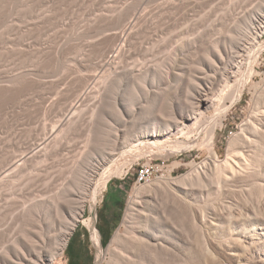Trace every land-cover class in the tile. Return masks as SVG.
Segmentation results:
<instances>
[{"label": "rangeland", "instance_id": "obj_1", "mask_svg": "<svg viewBox=\"0 0 264 264\" xmlns=\"http://www.w3.org/2000/svg\"><path fill=\"white\" fill-rule=\"evenodd\" d=\"M138 1L140 0H0V172L9 166L11 161L24 156V153L29 156L31 154L29 150L32 146L34 148L36 144L40 143L42 141L40 139L49 138L48 146L43 143V146L40 145L41 147L37 148H42L39 155L43 153V157L41 155L40 157L45 158L42 160L38 156L37 158L42 161L38 159L39 162H37V159H34L36 157H32V161L30 159L26 162L27 169H25L26 167L22 169L25 174L19 171L17 175H21H16V179L11 180V184L8 183L7 186L5 184L0 187L4 189H0V229L16 236L20 231L17 213L22 205L29 202V198L47 197L45 193L46 195L51 193V196H48L52 197L55 195L52 192L63 189L67 192L60 190V193L63 191V194H68L65 196V198L67 197L66 204L69 201L71 203L72 198L77 196V199L84 205L83 215L74 229L85 226L86 223L83 220L89 219L98 230L99 223H101L99 206L105 190L102 186L103 182L105 185H113L118 181H125L127 192L123 199V206L120 207V211L116 212L107 244L105 246L101 244L97 249H94L89 241L88 248L92 260L90 264H107L109 261L110 253L107 247L114 233L118 229H123L122 223L132 198L135 199L138 209L144 207V210L156 215L163 210V207L170 205L171 201L180 202L179 196L181 195L187 203L183 220L186 228L191 227L193 217L197 218L198 215L202 214L205 221L209 222L215 213L221 212L227 215L230 211L235 212L237 208L239 186L236 183L225 186L221 181L219 187L212 178L215 162L211 159L210 151L205 145L209 138L207 133L197 136V141L193 140L189 145L184 143L180 147L173 145L172 141H164L162 144L151 146L145 143L144 146V144H139L136 139V137H140L141 127L138 125L134 127L133 121H128L124 128L116 125L120 131L118 139L115 138L112 143L109 142L112 130L107 122L111 123L116 119L109 115L111 113L110 105L106 103V110L104 108L103 111L105 113L102 112L105 120L102 115H92L95 99L87 97L75 115V117L77 116L76 124L64 131L62 135L60 134L61 136L58 135V138L52 134L53 127L69 112L71 103L75 101V96L86 87V84L81 85L83 77L87 79L91 77L95 73L94 65L104 60V56L100 55L99 51L106 45V42L102 38L99 42L91 38L95 28L108 18L112 11L125 4ZM145 2L153 9L154 13L152 18L144 24L145 37L140 35L128 49L125 59V63L128 64H137L150 58L149 52L144 51L145 47L154 43L155 39L160 40V37L164 39L157 41L151 53L160 58L176 53L175 61L182 66L197 68L202 60H206L207 52L215 48L213 45L215 41H218L219 48L222 49L223 46H226L229 52L234 54L235 49L227 43L225 44L222 39L218 40V36L222 35L223 38L228 33L225 29L231 26L229 20L221 19L222 16L227 13V9L232 13L235 12L234 14H247L258 10V8L264 10V0H145ZM261 22L264 24V12ZM197 34L198 38L193 46L183 48L179 46V41L190 39ZM227 36L229 35L227 34ZM259 39L255 47H251V49L250 43L244 42V47H241L236 54L237 60L241 62L237 78L242 83L243 93L234 105L231 106L228 102L226 107L229 106V109L226 115L215 127L217 162L225 160L229 141L241 131L240 125L255 114L259 108L264 110L262 108L264 102H259L256 99V90L252 85L261 84L264 79V34ZM251 62L252 69L250 68V70H254L255 73L245 85L244 78H247ZM90 81L91 79L88 83ZM170 82L174 81L170 79ZM187 83L188 81L183 86L186 87ZM234 85L237 88V84ZM135 86L134 89L126 83L115 85V88L111 89V93L110 91L107 93V97L111 99L113 96H117L120 101H135L137 99V107L145 104L150 112L152 111L153 116H156L154 111L156 112L157 109L161 111L162 107L158 108L159 104L153 102L151 97H145L141 86ZM185 90L186 88L175 92L173 87L169 97L183 98ZM113 91L114 93H112ZM262 98L264 101V92ZM138 120L142 121L143 117L138 116ZM94 124H100L99 129L97 125L92 127ZM121 129L129 132L128 138H124L125 135ZM50 136L54 138L52 139ZM178 136L179 134L172 137ZM92 138L99 139H95L98 142L94 141L97 144H93L92 140L94 139ZM139 139L147 142L142 137ZM88 140L89 143L93 142L90 143L92 147L87 143ZM61 144L62 146H60ZM87 145L91 149L89 151L93 150V153H98L97 159L101 163L98 165L99 168L94 170L96 173L92 172L89 176V183L85 181L86 179L83 180L84 182L79 181L77 177L79 173L75 172L74 174L70 168L75 162L86 157ZM97 145L100 150L101 148L104 150L103 156L102 151L97 149ZM45 148L51 152L48 153ZM83 150H86L84 151L86 154ZM46 152L49 156L45 155ZM56 152L58 153L56 154ZM33 161L44 162L38 164L39 167ZM31 162L32 165H30ZM145 162L153 163L154 177L148 183L134 184L136 169L138 165ZM189 172L200 174L202 181L189 185L182 183L173 186L171 190H168L164 184H156L154 187L150 185L155 181H162L168 174L173 178H178ZM22 173L23 177H21ZM70 173H72L71 176ZM18 177L22 180L16 181ZM76 179L83 184L78 183ZM79 190L82 192H78ZM85 190L87 194L84 193ZM93 191H98L95 202L91 200ZM248 192V201L251 205L258 207L261 202L264 203V190L258 185H251ZM78 193L81 197L77 195ZM40 194L42 195L40 196ZM85 194L88 197H85ZM61 198H64V195ZM53 216L56 221L53 220L55 223L51 233L55 232L54 235H56L59 232L57 228L60 226L61 218ZM232 221L235 225L233 219ZM91 237L93 238V234ZM44 246L47 250L49 249L47 241ZM65 249L60 257H56V260L49 264H65ZM192 250L189 264H202L203 256L195 244ZM44 254L45 251L42 252V255ZM216 258L210 264H231L225 258Z\"/></svg>", "mask_w": 264, "mask_h": 264}, {"label": "bare ground", "instance_id": "obj_2", "mask_svg": "<svg viewBox=\"0 0 264 264\" xmlns=\"http://www.w3.org/2000/svg\"><path fill=\"white\" fill-rule=\"evenodd\" d=\"M146 2L140 0L136 3L121 6L119 9L112 11V14L108 18H104L105 20L95 28L91 38L96 39L98 42L102 38L106 42L104 47H101L100 43L101 50L99 51L100 55L104 56V60L94 65L95 73L91 77L88 79L83 77L81 85L86 84V87L80 94L75 96V101L72 102L73 104L71 103L69 112L64 116L65 118L53 127L52 134L55 137L62 135L64 131L76 124L77 116L75 117V115L78 113L81 103L87 97L95 99L92 115H102L103 117L106 103L110 105L111 109L109 110H111V113L109 115L114 116L116 119L114 122H107L112 130L110 131L112 132L111 141H109L112 143L115 138L118 139V132L120 131L116 125L124 128L128 121H133L132 125L134 127L136 125L141 127L140 137L147 140V142L139 139L140 137H136V139L139 144H144V146L145 143L151 146L162 144L164 141H172L173 145L180 147L184 143L189 145L193 140L197 141V136L207 133L209 138L205 145L210 151L211 159L215 162L212 178L216 185H219L221 181L225 186L236 183L239 186V196L235 212L230 211L227 215L217 212L209 222L205 221L202 214L198 215L197 218L193 217L192 219V228L184 226L185 204L187 203L181 195L179 196L180 202L171 201L170 205L163 207V210L156 215L144 210V207L138 209L135 199L132 198L122 223L123 229H118L114 233L109 248L107 247L110 253L107 264H189L194 244L203 256L202 264L213 263V260L217 259L216 257L225 258L231 264H264V203L261 202L258 207H254L248 201V190L251 185H258L264 190V110L259 108L255 114L240 125L241 131L229 141L227 156L221 162L216 161L217 152L214 135L215 127L223 120L229 109V106L226 107L228 102L231 106L234 105L243 93L242 83L237 78V71L241 67V62L237 60L236 54H238L241 47H244L245 43H250V49L255 47L257 41L260 40L259 38L263 36L264 24H262L261 18L264 10L258 8V10L247 14H234L235 12L232 13L231 10L227 9V13L225 12L226 14L222 16L221 19L229 20L231 26L225 29L229 36L225 34L222 38V35H219L218 40L222 39L225 44L227 43L235 49L234 54L230 53L226 46H223L222 49L219 48L218 41H215L213 44L215 48L207 52L206 60H202L197 68L182 66L175 61L176 53L161 58L151 53L157 41L164 39L160 37V40L155 39L153 40L154 43L152 42L150 46L145 47L144 51L149 52L150 58L137 64H128L125 63L128 49L140 35L145 37L144 24L152 18L154 13ZM197 38L198 34L190 39L181 40L178 44L181 48L191 47L196 43ZM250 64L247 78H244L245 85L255 73L254 70H250L252 62ZM90 79L91 81L88 83ZM170 79L174 82L171 83ZM187 81L188 83L184 87L183 85ZM123 83L134 89L136 88L135 85L141 86V90L145 93L144 96L151 97L153 102L159 104L158 108L162 107V110L159 111L156 108V112L154 111L156 116H153L147 105L142 104L137 107V99L135 101H120L117 96L112 95L111 99L107 97V93L109 91L111 93V89L115 88V85L119 86ZM234 84H237V88ZM263 84L264 79L261 84H252L255 87L256 99L259 102H264L262 101ZM173 87L175 92L186 88L185 97H169ZM262 108L264 109V106ZM158 111L159 114H157ZM138 116L143 117V120L137 121ZM103 118L105 119V117ZM97 119L100 123L99 118ZM96 125L99 129L100 124H94L92 127ZM121 130L125 135L124 138H128L129 132ZM177 134H179L178 137H172ZM48 139V137H44L40 139L42 141L36 144L34 148L32 146L29 150V153H31L28 154L29 156L24 153V156L11 161L10 165L0 172V187L5 184L7 186L8 183L11 184V180H15L17 176L21 175H17L18 172L26 167V162L32 157H36L34 159H37V162L42 161L45 158L42 159L41 154L39 155L42 148H37L40 145L43 146V143L47 145ZM92 139H94L93 142L99 140L98 138ZM92 141L90 143H93ZM95 142L93 144H97ZM87 143H89V140ZM87 147L86 157L81 158L83 152L86 151L83 150L81 156L78 154L81 160L75 162L70 168H72L71 172L74 174L75 172L79 173V176L75 175L79 181L84 182L83 180L86 179L85 181L89 183V176L96 171L101 163L97 159L98 153H93V150L89 151L90 148L88 145ZM97 147L95 146V148ZM99 148L97 149L102 151L103 156L104 150ZM45 151L49 153L50 150L46 149ZM84 154L86 153L84 152ZM45 155L49 156L47 152ZM38 156L42 160L37 158ZM36 161L33 162L37 165L44 162L37 163ZM35 163L34 165H36ZM30 165H32V162ZM68 171L70 170L68 169ZM23 173L21 177H23ZM71 175L72 173H70ZM18 178L16 181L22 180ZM78 180L76 179L77 182ZM48 181L50 182V180ZM201 181L202 176L200 174L189 172L178 178H173L168 174L162 181H155L150 185L154 187L156 184H164L168 190H171L173 186L182 183L189 185ZM81 182L78 183L82 185ZM103 183L105 185V182ZM104 185L102 184L105 188L106 185ZM63 186L65 187V185ZM48 187H45V189H48ZM60 190L63 189H59V193L57 191L52 192V194H55L52 197H50L51 193L48 194L50 196L45 193V196L50 198H29V202L22 205L17 213L20 218H18L20 229L18 233L20 234L17 233L14 237L13 234H8V231L0 229V264H49L56 260V257L63 254L69 236L83 215L84 205L83 202L81 203L77 199L76 195L75 198H72L71 203L69 201L66 204L67 197L65 198V196H68V194L62 192L67 191L63 190L60 193ZM70 190L72 189L70 188ZM78 192L81 193L82 191L79 190ZM97 192L93 191L92 193L91 200L94 202ZM73 193L75 194L76 191ZM80 193L77 195L81 197ZM84 193L87 194L86 190ZM88 193L90 192L88 191ZM62 194L65 199L61 198L63 197ZM86 194L85 197H88ZM53 215L61 218V222L59 221L60 226L57 228L59 232L57 230L56 235H54L55 232L51 233L55 223H53L55 218ZM46 241L49 243L48 250L44 246ZM194 241L196 242L194 243ZM43 251H45L44 255H42Z\"/></svg>", "mask_w": 264, "mask_h": 264}, {"label": "crops", "instance_id": "obj_3", "mask_svg": "<svg viewBox=\"0 0 264 264\" xmlns=\"http://www.w3.org/2000/svg\"><path fill=\"white\" fill-rule=\"evenodd\" d=\"M125 185V181H118L116 184H108L105 186L102 195V202L99 206L100 222L98 233L93 234L96 243L110 238L113 222L117 211H120L119 202H123L125 192L121 185ZM91 219V218H90ZM86 225L80 226L73 230L70 235L69 244L66 247L65 264H90L91 256L89 251L90 231L89 227H93V223L88 219L83 220Z\"/></svg>", "mask_w": 264, "mask_h": 264}, {"label": "built area", "instance_id": "obj_4", "mask_svg": "<svg viewBox=\"0 0 264 264\" xmlns=\"http://www.w3.org/2000/svg\"><path fill=\"white\" fill-rule=\"evenodd\" d=\"M154 177V165L152 162H145L142 163L140 165H138L137 169H136V173H135V181L134 184H140V183H148L150 182ZM123 191L126 193L127 189H126V185H121ZM89 231H90V245L94 248L97 249L100 245V237H99V242L96 243L93 238L91 237L92 234H94L95 232H98V230L94 227H89ZM99 235V233H98Z\"/></svg>", "mask_w": 264, "mask_h": 264}, {"label": "trees", "instance_id": "obj_5", "mask_svg": "<svg viewBox=\"0 0 264 264\" xmlns=\"http://www.w3.org/2000/svg\"><path fill=\"white\" fill-rule=\"evenodd\" d=\"M119 205H120V206H123V202H119ZM107 242H108V239H106V240H104V241L102 240V241H101V244H102L103 246H105V245L107 244ZM68 244H69V242H68ZM68 244H67V246H68ZM67 246H66V247H67Z\"/></svg>", "mask_w": 264, "mask_h": 264}]
</instances>
